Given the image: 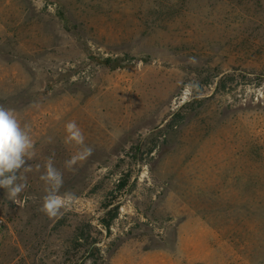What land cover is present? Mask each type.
I'll list each match as a JSON object with an SVG mask.
<instances>
[{
    "label": "rangeland",
    "instance_id": "obj_1",
    "mask_svg": "<svg viewBox=\"0 0 264 264\" xmlns=\"http://www.w3.org/2000/svg\"><path fill=\"white\" fill-rule=\"evenodd\" d=\"M0 105L35 145L0 264H264V0H0Z\"/></svg>",
    "mask_w": 264,
    "mask_h": 264
},
{
    "label": "clouds",
    "instance_id": "obj_2",
    "mask_svg": "<svg viewBox=\"0 0 264 264\" xmlns=\"http://www.w3.org/2000/svg\"><path fill=\"white\" fill-rule=\"evenodd\" d=\"M66 144L82 146L83 150L65 161L69 171L79 162L92 154V149L85 145V136L75 121L65 125ZM30 128L21 125L14 112L0 105V188L5 191L7 199L15 202L19 194L27 187V176L22 173L31 171L29 161L35 157V145L30 135ZM54 155V154H53ZM37 165V169H39ZM40 179L45 184L46 195L43 197L41 211L56 217L62 209L70 208L75 197L72 193L60 194L64 179L63 173L55 167L50 156Z\"/></svg>",
    "mask_w": 264,
    "mask_h": 264
},
{
    "label": "trees",
    "instance_id": "obj_3",
    "mask_svg": "<svg viewBox=\"0 0 264 264\" xmlns=\"http://www.w3.org/2000/svg\"><path fill=\"white\" fill-rule=\"evenodd\" d=\"M112 220H113V218H111L110 220H107V221L104 222L103 226H104L107 230H109V229L111 228Z\"/></svg>",
    "mask_w": 264,
    "mask_h": 264
}]
</instances>
